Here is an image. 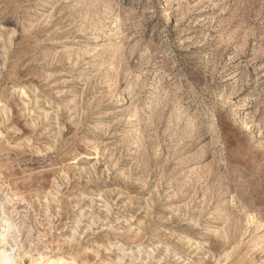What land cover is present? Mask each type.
<instances>
[{
	"label": "rangeland",
	"instance_id": "obj_1",
	"mask_svg": "<svg viewBox=\"0 0 264 264\" xmlns=\"http://www.w3.org/2000/svg\"><path fill=\"white\" fill-rule=\"evenodd\" d=\"M29 264H264V0H0V218Z\"/></svg>",
	"mask_w": 264,
	"mask_h": 264
},
{
	"label": "bare ground",
	"instance_id": "obj_2",
	"mask_svg": "<svg viewBox=\"0 0 264 264\" xmlns=\"http://www.w3.org/2000/svg\"><path fill=\"white\" fill-rule=\"evenodd\" d=\"M13 229L14 226L8 219L0 218V264H29L27 261L18 263L16 252L8 245V234Z\"/></svg>",
	"mask_w": 264,
	"mask_h": 264
}]
</instances>
